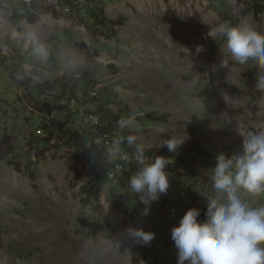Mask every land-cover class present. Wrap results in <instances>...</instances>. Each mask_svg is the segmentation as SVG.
I'll list each match as a JSON object with an SVG mask.
<instances>
[{
	"label": "rangeland",
	"instance_id": "rangeland-1",
	"mask_svg": "<svg viewBox=\"0 0 264 264\" xmlns=\"http://www.w3.org/2000/svg\"><path fill=\"white\" fill-rule=\"evenodd\" d=\"M10 1L0 0V133L13 148H0V264H176L171 230L152 231L162 222L154 208L129 222L127 210L144 206L129 184L96 182L70 145L42 146V131L51 135L70 122L55 101L79 76L97 91L83 109L104 112L117 130L118 121L134 117L137 127L120 130L146 150L167 152L161 142L177 137L187 138L180 149L221 143L226 156L237 152L249 132L264 131V89L256 87L264 73L252 61L234 62L214 28L228 21L264 32L257 0H99L100 25L47 5L22 13ZM215 163L191 173L212 196ZM240 195L264 205V193ZM129 227L155 238L134 244Z\"/></svg>",
	"mask_w": 264,
	"mask_h": 264
},
{
	"label": "clouds",
	"instance_id": "clouds-1",
	"mask_svg": "<svg viewBox=\"0 0 264 264\" xmlns=\"http://www.w3.org/2000/svg\"><path fill=\"white\" fill-rule=\"evenodd\" d=\"M214 32L223 39L234 62L246 65L252 61L264 73V32L248 24L233 26L228 21L219 23ZM37 51L42 53L43 49ZM256 87L264 89V74L259 75ZM137 126L134 117L118 121L121 130ZM186 139L172 137L162 141L160 147L175 153ZM125 141L135 146L134 159L140 165L129 178V187L144 205L141 215L147 216L151 204L168 192L166 168L170 161L160 155L146 157L143 145L136 143L133 135L112 142L110 159H128L121 152ZM215 159L214 195L206 198L205 219L198 220L200 209L189 208L171 229L176 264H264V205L252 206L240 195L264 193V131L249 132L237 152L230 156L219 153ZM126 233L134 244L148 245L155 238L154 232L142 228L129 227Z\"/></svg>",
	"mask_w": 264,
	"mask_h": 264
},
{
	"label": "built area",
	"instance_id": "built-area-1",
	"mask_svg": "<svg viewBox=\"0 0 264 264\" xmlns=\"http://www.w3.org/2000/svg\"><path fill=\"white\" fill-rule=\"evenodd\" d=\"M11 4L16 10L22 13H35L41 6H50L51 11L62 17L69 19L87 18L92 23L102 24L104 16L99 0H11ZM257 4L262 6L264 12V0H257ZM102 10V9H101ZM77 76L80 84L75 85L73 89H69L63 96L58 97L56 104L62 105L63 109L69 111V123H64V130H70L75 139L70 140V149L72 156H76L85 171L94 178L98 183H106L112 181L129 184V178L136 172L140 165L134 159L135 146L127 145L126 141L121 144V152L128 156V159L118 158L112 160L108 157V150L112 142L120 137H127V134L120 129L117 130L115 120H112L102 111L84 110L83 105L87 99H95L97 97L96 88L93 87L89 80ZM65 104V105H63ZM73 125L75 128H71ZM77 125H82L81 130L77 129ZM57 132L46 135L42 131L45 138L40 142L42 146L61 144L68 145L59 139ZM56 137V139H55ZM40 144V145H41ZM219 153H228L221 143L214 144L205 148H178L175 153L150 151L145 149V155L148 158H154L156 155L168 157L170 164L166 171L169 173V189L166 195H161L157 202L151 204L150 210L159 213L162 218L161 227H154L152 231L167 232L173 226L177 225L180 217L189 208L200 209L199 221L205 219L206 198L211 197L212 190L201 182L200 176L191 178V173L196 175L195 169L199 163L215 161ZM193 170V171H192ZM125 185V186H126ZM144 206L138 209L127 210L126 219L134 223H140L144 220L141 211Z\"/></svg>",
	"mask_w": 264,
	"mask_h": 264
},
{
	"label": "trees",
	"instance_id": "trees-1",
	"mask_svg": "<svg viewBox=\"0 0 264 264\" xmlns=\"http://www.w3.org/2000/svg\"><path fill=\"white\" fill-rule=\"evenodd\" d=\"M256 9H255V12H254V15H255V21L258 25L261 24V17L259 16V14L262 12V6L256 4ZM100 11L102 12V14L104 15L103 11L100 9ZM28 21L29 22H35V16H29L28 17ZM112 23H116V24H119L117 20H115L114 22H111ZM149 118L153 119V120H158L160 119L161 117H156V116H153V115H148ZM58 136H59V139L60 140H63L66 144L68 145H71V141L70 140H73L75 139L73 137V133L70 131V130H64V126L60 125L58 127ZM7 148V152H12L13 148L11 146V138L10 136L4 134V133H0V148ZM0 155H1V152H0ZM8 164L9 165H13L14 166V169L18 170L19 168V164L18 163H13L11 160H8ZM93 196L95 197V200H98L99 198V195L97 193V189L96 191L93 193ZM145 245H143L144 247ZM132 262H136L133 260L132 258Z\"/></svg>",
	"mask_w": 264,
	"mask_h": 264
}]
</instances>
